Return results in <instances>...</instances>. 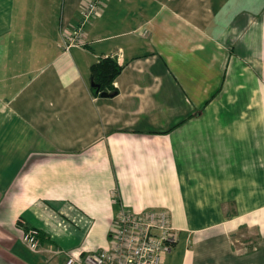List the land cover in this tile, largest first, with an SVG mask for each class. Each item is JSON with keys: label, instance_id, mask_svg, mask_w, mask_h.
I'll return each mask as SVG.
<instances>
[{"label": "crops", "instance_id": "0c3cea01", "mask_svg": "<svg viewBox=\"0 0 264 264\" xmlns=\"http://www.w3.org/2000/svg\"><path fill=\"white\" fill-rule=\"evenodd\" d=\"M83 1L0 0V264L104 249L120 204L168 213L162 264H264V0H105L71 45Z\"/></svg>", "mask_w": 264, "mask_h": 264}, {"label": "built area", "instance_id": "2783aa9c", "mask_svg": "<svg viewBox=\"0 0 264 264\" xmlns=\"http://www.w3.org/2000/svg\"><path fill=\"white\" fill-rule=\"evenodd\" d=\"M104 2L83 1L74 33L66 37L71 45L81 40L83 28L101 13ZM36 234L35 230L24 232L29 244L37 243ZM177 236L166 211H134L120 204L109 228L107 247L84 255L71 252L64 264H162L177 242Z\"/></svg>", "mask_w": 264, "mask_h": 264}, {"label": "trees", "instance_id": "16d2710c", "mask_svg": "<svg viewBox=\"0 0 264 264\" xmlns=\"http://www.w3.org/2000/svg\"><path fill=\"white\" fill-rule=\"evenodd\" d=\"M121 71L122 66L114 58L108 57L94 63L90 67V90L92 94L94 96H100L103 92L115 94L116 89L113 83Z\"/></svg>", "mask_w": 264, "mask_h": 264}, {"label": "water", "instance_id": "95a60500", "mask_svg": "<svg viewBox=\"0 0 264 264\" xmlns=\"http://www.w3.org/2000/svg\"><path fill=\"white\" fill-rule=\"evenodd\" d=\"M115 96V94H110V93H107V92H103L100 94V97L102 98H110V97H113Z\"/></svg>", "mask_w": 264, "mask_h": 264}, {"label": "rangeland", "instance_id": "374dc122", "mask_svg": "<svg viewBox=\"0 0 264 264\" xmlns=\"http://www.w3.org/2000/svg\"><path fill=\"white\" fill-rule=\"evenodd\" d=\"M34 237H35V240L39 241V231H37V234Z\"/></svg>", "mask_w": 264, "mask_h": 264}]
</instances>
